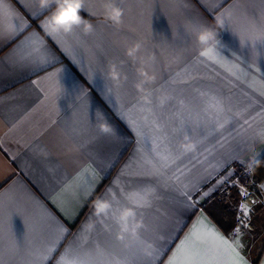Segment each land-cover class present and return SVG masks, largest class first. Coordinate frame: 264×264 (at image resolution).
Wrapping results in <instances>:
<instances>
[{"label":"crops","instance_id":"crops-1","mask_svg":"<svg viewBox=\"0 0 264 264\" xmlns=\"http://www.w3.org/2000/svg\"><path fill=\"white\" fill-rule=\"evenodd\" d=\"M104 2L82 0L91 32L64 33L45 27L56 0H0V264H168L198 222L264 264V205L255 230L227 232L195 199L264 155V0H115L119 25ZM205 26L211 60L195 44Z\"/></svg>","mask_w":264,"mask_h":264},{"label":"clouds","instance_id":"clouds-1","mask_svg":"<svg viewBox=\"0 0 264 264\" xmlns=\"http://www.w3.org/2000/svg\"><path fill=\"white\" fill-rule=\"evenodd\" d=\"M51 0H37L38 7L40 9L47 8ZM82 8V0H56L55 9L44 18L45 27L52 32L63 31L64 33H70L75 27L83 28L85 33H89L93 30V25L87 20V18L80 15ZM104 17L106 20L111 21L113 24L119 25L123 16V9L119 7L115 0H105L103 4ZM215 27L223 25V20L218 16L213 22ZM215 27L205 26L201 30L195 33V44L197 45V54L202 59H213L218 51V45L220 40L218 39V33ZM140 47L139 44L130 48L127 55L135 59L136 51ZM108 77L116 84L120 83L121 74L116 65H110ZM143 75V73H142ZM152 79V77H148ZM140 87V85H137ZM166 100L165 96H161L160 103L163 104ZM101 134L113 133V128L107 123L103 117V113H100V122L97 125ZM179 148L184 152L193 151L195 144L188 141L185 137V142L180 143ZM242 163H244L242 161ZM261 166V161L257 157L249 159L245 163V167L248 171H255L256 168ZM110 208V204L107 200H97V215L105 212ZM132 215L130 209H126L121 215L120 219L124 220Z\"/></svg>","mask_w":264,"mask_h":264},{"label":"built area","instance_id":"built-area-1","mask_svg":"<svg viewBox=\"0 0 264 264\" xmlns=\"http://www.w3.org/2000/svg\"><path fill=\"white\" fill-rule=\"evenodd\" d=\"M259 185L255 171H248L242 161L232 162L200 187L195 199L200 208H205L216 199H224L227 210L237 212L239 224L253 231V210L264 205Z\"/></svg>","mask_w":264,"mask_h":264},{"label":"snow or ice","instance_id":"snow-or-ice-1","mask_svg":"<svg viewBox=\"0 0 264 264\" xmlns=\"http://www.w3.org/2000/svg\"><path fill=\"white\" fill-rule=\"evenodd\" d=\"M198 222L168 264H247L224 237Z\"/></svg>","mask_w":264,"mask_h":264},{"label":"trees","instance_id":"trees-1","mask_svg":"<svg viewBox=\"0 0 264 264\" xmlns=\"http://www.w3.org/2000/svg\"><path fill=\"white\" fill-rule=\"evenodd\" d=\"M260 161L261 166L255 169V178L258 183L264 180V155L262 156ZM210 204L215 208V214H213L214 219L221 227L225 228L227 232L231 231L233 228H235V226H237V224H239L240 219L237 215V212L233 210H227L224 199H216L208 205ZM207 206L205 208H207Z\"/></svg>","mask_w":264,"mask_h":264},{"label":"rangeland","instance_id":"rangeland-1","mask_svg":"<svg viewBox=\"0 0 264 264\" xmlns=\"http://www.w3.org/2000/svg\"><path fill=\"white\" fill-rule=\"evenodd\" d=\"M261 208H262V207H260V208H256V209L253 210V211H254V216H253L254 223H255L256 215H257L258 211H259ZM254 230H255V229H254ZM253 233H255V232H253Z\"/></svg>","mask_w":264,"mask_h":264}]
</instances>
